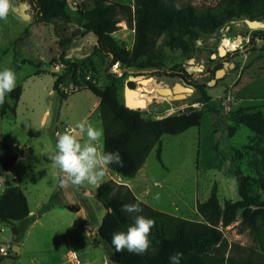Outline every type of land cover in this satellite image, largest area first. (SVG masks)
I'll return each instance as SVG.
<instances>
[{
    "label": "rangeland",
    "instance_id": "rangeland-1",
    "mask_svg": "<svg viewBox=\"0 0 264 264\" xmlns=\"http://www.w3.org/2000/svg\"><path fill=\"white\" fill-rule=\"evenodd\" d=\"M74 1L80 6L84 3L68 0L66 9L71 20L55 21L42 35L41 27L33 24L32 7L27 10L32 16L31 21L24 20L14 11L22 0H9V13L5 19H0V70H14L16 88L22 87L16 113L0 117V141L24 151L18 162L0 176V194L8 187H19L27 197L34 217L24 237L20 236L19 255L13 252V226L0 222V249L7 251V255L0 252V264H73L68 258L71 253H76L81 264H114L104 242L96 236V224L106 214L96 195L99 185L73 186L69 183L61 186L63 174L48 159L56 151L58 134L75 128L79 122L87 120L103 128L98 111L100 100L85 88L88 82L99 87L108 85L105 71L110 58L96 51L95 37L84 34L85 20L80 10H76ZM116 1L122 5L132 4V0ZM175 3L178 8L191 7L202 13L221 10L227 0H175ZM81 8L85 10L84 6ZM245 19L226 24L213 36L189 41L188 52L166 48L160 39L152 67L130 69L128 75L117 82L121 102L126 96L127 105L144 109L141 111L146 118L160 120L190 109L204 113L199 127L179 135H164L161 157L158 158V147H155L136 177L126 179L137 197L157 210L201 221L197 203L206 201L213 187L217 188L223 205L225 200L240 199L239 173L256 180L263 179L258 150L264 146V138L244 126H239L234 136L229 135L230 128L236 126L240 109L254 108L264 114V44L259 36H254L257 49L252 51L253 30L244 24ZM114 36L121 45L132 48L134 31L126 22L119 24V31ZM49 37L54 42L71 39L67 55L72 56L66 61L79 65L76 82L69 77L61 86L68 95L63 103L54 91V75H61L65 67L59 60L57 63L51 60L57 53L52 54L47 43ZM225 40L242 41L231 49L225 46ZM217 64H227L228 69L221 79L208 86L214 79L210 69ZM179 65L192 74L193 82L205 84L210 103L200 101L199 89L179 102H170L152 91L154 87H172L181 82L180 78L170 76ZM112 71L119 77L123 75L118 65L113 66ZM140 79L153 80L148 91L137 93L147 102L145 106L132 101L133 94L125 88L132 82L138 89L142 86ZM5 102L11 103L9 94ZM79 138L83 142L86 136L81 134ZM237 150L242 152L241 160L235 156ZM106 180L125 185L124 180L111 171L103 182ZM156 193H160L158 201L153 199ZM250 195L264 202L260 182L252 183ZM241 221L239 215L236 222L222 228L227 242L226 248L222 249L225 260L264 262V225L260 231L253 232L242 226ZM215 256L221 258L217 253Z\"/></svg>",
    "mask_w": 264,
    "mask_h": 264
},
{
    "label": "trees",
    "instance_id": "trees-1",
    "mask_svg": "<svg viewBox=\"0 0 264 264\" xmlns=\"http://www.w3.org/2000/svg\"><path fill=\"white\" fill-rule=\"evenodd\" d=\"M29 4L33 11V24L36 27H51L55 21L69 22L71 14L67 11L68 0H22ZM85 23L84 34L96 39V51L110 58L105 76L108 85L99 87L88 82L86 88L100 100L98 111L104 130L106 151H119L123 159V167L112 165L109 171L122 179H132L144 166L147 158L155 147L158 158L161 157L162 137L164 135H179L191 128L201 125L204 113L190 109L160 120L146 118L141 110L132 106L126 107L121 102L117 82L128 75V70L152 67V59L156 53V44L163 39V46L190 50L189 41L197 42L203 36H213L222 30L226 24L238 19L264 20V0H227L219 11L199 13L195 9L178 8L175 0H132L130 5H122L115 0H93V7L84 10L78 7ZM126 22L134 30V43L131 49L121 45L115 38L119 24ZM254 36H259L264 44V30H255L250 42L257 49ZM71 39H59L57 43L63 54L52 58L65 67L61 75H54V91L63 103L68 98L61 86L65 80L72 77L76 82L79 65L66 61L71 47ZM264 49V45H263ZM23 63H25L23 61ZM120 66L123 75L118 76L112 71L113 66ZM37 66V65H36ZM224 65H214L210 71L214 74ZM171 77L180 78L199 89L200 101L210 103L211 98L205 91V84L193 82L192 74L182 65L172 70ZM39 75V74H38ZM134 87L132 82L129 83ZM22 95V87L15 88L10 94L11 103L0 104V117L15 114ZM236 126L229 130L234 136L239 126H244L256 136L264 138V114L254 108L240 109L237 113ZM24 151L19 147L4 144L0 141V176L10 170L19 160ZM261 158L263 179L256 180L243 174H238V201L225 200L221 205L217 188L213 187L210 197L197 203V213L201 221L187 220L151 208L140 201L125 185L113 181L102 182L96 195L100 204L106 209L96 236L100 238L114 264H170L169 257L177 252L183 253L182 264H264L255 260L239 262L233 258L225 260L222 249L227 242L222 228L236 222L241 215L242 226L253 232L260 231L264 225V202L250 195L252 183L260 182L264 190V146L258 150ZM235 156L242 158V152L237 150ZM139 203L142 209L138 213L122 211L125 204ZM75 210L74 208H70ZM27 197L19 187H8L0 194V222L16 226L21 238L33 224L30 216ZM143 215L154 221L150 239L152 245L142 255L129 253L127 250L117 252L111 243L113 233L126 231L133 224L134 217ZM16 222H19L16 225ZM221 256L218 258L215 254Z\"/></svg>",
    "mask_w": 264,
    "mask_h": 264
},
{
    "label": "clouds",
    "instance_id": "clouds-1",
    "mask_svg": "<svg viewBox=\"0 0 264 264\" xmlns=\"http://www.w3.org/2000/svg\"><path fill=\"white\" fill-rule=\"evenodd\" d=\"M9 10V0H0V19H5ZM16 83L17 76L14 70L9 68L0 70V104H3L7 95L16 88ZM81 134L86 136L83 142L79 138ZM55 149V153L48 159L52 166L63 174L60 179L61 186L69 183L73 186L85 183L97 186L103 182L112 165L123 167V159L119 151L105 150L103 128L94 126L87 120L79 122L75 128H69L58 134ZM153 199L158 201L160 193H156ZM122 211L138 213L142 209L139 203L125 204L122 206ZM153 227L152 219L137 215L126 231L113 233L111 243L117 252L127 250L129 253L142 255L152 245L150 235ZM182 259L183 253L177 252L169 257V262L182 264Z\"/></svg>",
    "mask_w": 264,
    "mask_h": 264
},
{
    "label": "water",
    "instance_id": "water-1",
    "mask_svg": "<svg viewBox=\"0 0 264 264\" xmlns=\"http://www.w3.org/2000/svg\"><path fill=\"white\" fill-rule=\"evenodd\" d=\"M30 7L31 6L29 4H27L26 2H23L19 5V7H15L14 11H16V13L18 15H20L24 20L31 21L32 16L29 13H27V10ZM243 22H244V24L247 25V27L249 29H251V30L254 29L253 31L264 30V20L245 19ZM45 30H46L45 27H41L42 32L40 31V34L42 35ZM47 43L50 45V48L52 50V54H54V55H55V53H59V55L63 54V50L59 47V44L57 42L52 41V39L50 37L48 38ZM199 43H201V42H199ZM71 56L72 55L69 54V55H67V58H70ZM214 58H215V55L212 56V59H214ZM227 69H228V66H227V64H225L222 69H220L216 72L214 79L208 83V86H212L218 79H221ZM129 83L126 84L125 88H126L127 92L133 94V96L130 97V99L134 102L141 103L143 106H145L147 103L145 101V99H143V97L141 95L139 96L138 94H140V93L137 91L138 89L135 87H131ZM194 91H195V88L193 86H189L184 81L176 82V83H174V85L172 87H163V88H157L156 89L157 94L161 95L162 97L167 98L170 102H172V101L173 102L174 101L179 102L182 99L185 100ZM124 104L126 107L130 108L126 103V96H124ZM130 109H132V108H130ZM138 109L144 110L142 108H138ZM134 110H137V109H134ZM11 234H12L11 242L13 244V252L15 254L19 255L21 252L20 246H18V242L20 240V232L16 226L12 227Z\"/></svg>",
    "mask_w": 264,
    "mask_h": 264
},
{
    "label": "bare ground",
    "instance_id": "bare-ground-1",
    "mask_svg": "<svg viewBox=\"0 0 264 264\" xmlns=\"http://www.w3.org/2000/svg\"><path fill=\"white\" fill-rule=\"evenodd\" d=\"M252 30H254V29H252ZM241 41H242V40H234V41H231V40H225V41H224V44H225V46H227V47L233 49V48L239 46V44L241 43ZM220 53H222V55H224V51H221ZM141 81H142V80H141ZM151 82H153V80L142 81V82H141L142 86H140V87L138 88V92H143L144 90H145V91H148V87H151V85H153V84H149V83H151ZM157 88H163V87H154V88L152 89V91H155V93H156V89H157ZM158 95H159V94H158ZM160 96H161V95H160ZM182 100H183V99H182Z\"/></svg>",
    "mask_w": 264,
    "mask_h": 264
},
{
    "label": "crops",
    "instance_id": "crops-1",
    "mask_svg": "<svg viewBox=\"0 0 264 264\" xmlns=\"http://www.w3.org/2000/svg\"><path fill=\"white\" fill-rule=\"evenodd\" d=\"M81 1H84V3H83V5L82 6H84L85 7V10H88V9H91L92 7H93V0H81ZM116 1V0H115ZM75 2V1H74ZM117 2V1H116ZM74 4H76V10L78 9V7H82V6H80V5H78L77 4V2H75ZM18 162V161H17ZM16 162V163H17ZM15 163V164H16ZM14 164V165H15ZM13 165V166H14ZM119 177V176H118ZM136 177V176H135ZM134 177V178H135ZM120 178V177H119ZM134 178H132V179H134ZM132 179H130V180H132ZM124 180V184H125V186H127L133 193H134V195L137 197V195L135 194V192L133 191V189L128 185V183H127V180L126 179H123ZM101 184V183H100ZM99 184V185H100ZM98 188V187H97ZM97 190V189H96ZM138 198V197H137ZM139 199V198H138ZM140 200V199H139ZM141 201V200H140ZM143 202V201H142ZM148 205V204H147ZM150 206V205H149ZM151 207V206H150ZM151 208H153V207H151ZM153 209H155V208H153ZM157 210V209H156ZM160 211V210H159ZM162 212V211H161ZM106 213H107V211H106ZM165 213V212H164ZM106 215V214H105ZM30 216H32V212H30ZM103 218H104V216H103ZM103 218H102V220H103ZM102 222V221H101ZM101 222L99 223V224H96V228L95 229H97L99 226H100V224H101ZM21 249V248H20Z\"/></svg>",
    "mask_w": 264,
    "mask_h": 264
},
{
    "label": "built area",
    "instance_id": "built-area-1",
    "mask_svg": "<svg viewBox=\"0 0 264 264\" xmlns=\"http://www.w3.org/2000/svg\"><path fill=\"white\" fill-rule=\"evenodd\" d=\"M134 31V30H133ZM117 66V65H115ZM56 69H59V66L55 67ZM0 252L2 253V255H7V251L5 248H1ZM69 261L73 264H81L80 260L78 259V256L76 255V253H71L69 256Z\"/></svg>",
    "mask_w": 264,
    "mask_h": 264
},
{
    "label": "flooded vegetation",
    "instance_id": "flooded-vegetation-1",
    "mask_svg": "<svg viewBox=\"0 0 264 264\" xmlns=\"http://www.w3.org/2000/svg\"><path fill=\"white\" fill-rule=\"evenodd\" d=\"M215 77V76H214ZM183 81V80H182ZM185 82V81H184ZM187 83V82H186ZM189 86H193V85H190V84H188ZM194 87V86H193ZM195 88V87H194ZM138 91V90H137Z\"/></svg>",
    "mask_w": 264,
    "mask_h": 264
}]
</instances>
